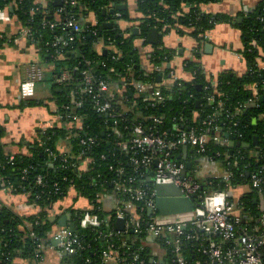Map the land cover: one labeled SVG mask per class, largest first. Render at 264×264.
I'll return each instance as SVG.
<instances>
[{
    "label": "trees",
    "instance_id": "16d2710c",
    "mask_svg": "<svg viewBox=\"0 0 264 264\" xmlns=\"http://www.w3.org/2000/svg\"><path fill=\"white\" fill-rule=\"evenodd\" d=\"M217 1L138 0L137 11L142 18L135 20L128 9H117L127 4L128 0H64L61 5L56 0H48L46 5L36 0H0V8L8 11L22 28L33 29L34 40L30 41L40 50L44 63L53 67L56 78L69 72L76 79L75 82L56 84L54 90L57 113L65 116L63 126L48 129L41 133L38 140L20 145L21 148L25 146L26 151L15 154L8 152L3 142L5 132L0 128V190L9 189L15 194H26L28 202L39 208L37 214L26 218L32 224L26 229L23 227V218L0 205V264H11L17 256L43 258L39 244L47 240L54 226L50 211L72 189L88 201L90 212L98 216L100 224L84 227L81 219L85 211L72 210L77 227L74 237L83 244V249H78L73 255H65L64 263L104 264L103 253L109 246H113L114 250L126 257L124 264H140L133 261V254L136 253L140 254L144 264H153L151 252L154 249L147 242V235L119 230L116 211H105L101 201L107 195H114L124 203L131 201L136 212L141 213L143 218H149L148 210L141 211L144 203L136 200L132 193L124 191L140 187L153 189V182L149 180L155 166L137 170L132 158L142 157L144 152L122 149L123 143L135 137V128L139 125L146 132H166L170 139L193 128L213 135L214 126H218L216 133H224V138L226 131H233L230 140L236 143L234 147L211 143L207 152L201 156L212 159L230 172L232 187L248 185V192L237 196L236 200L232 187L229 196L240 207H244L242 225L257 224L262 201L257 195V189L252 187L251 174L264 167V0H260L255 10L242 16V21L205 10ZM184 4L190 6L189 10L183 8ZM60 9V19H75L82 31L72 33L74 40L70 46L56 51L51 47L54 36L64 37L65 32L59 29L52 32L43 28L42 23L59 21L57 15ZM112 9H116L114 14L110 13ZM90 14L98 19L97 26L87 21ZM224 21H230L242 33L243 48L239 52L248 70L243 75L225 71L213 79L208 76L201 62L204 36ZM105 23H112L113 27L103 29ZM126 23L132 26L126 28ZM136 26L139 27V34L133 32ZM155 27L164 33L176 28L181 35L186 33V29L191 30L190 35L198 45L193 50L194 57L185 61L184 69L192 74V81L170 79L169 83H161L157 80L159 73L144 70L136 41L145 43L149 31ZM91 30H96L97 34H91ZM17 36L8 29H0V47L15 44ZM150 56L155 67L163 68L166 62H171L173 51L165 48L161 40L154 46ZM84 71L107 80L117 94L121 102L119 110L123 113L117 124L118 134L108 128L113 126L114 120L95 112L90 104L75 109L72 107L71 92L74 89L80 92L85 86L81 84ZM137 83H150L160 89L165 97L164 102L158 104L146 101L150 92L139 93ZM206 86L210 90L206 91ZM255 86L259 90L257 98L253 91ZM207 96H214L216 105H209L205 98ZM251 100L253 104H250ZM220 103L223 107L219 108ZM43 104L41 101L24 99L21 107ZM238 110L240 113L237 114ZM72 113L81 118L84 126L82 131L69 127L70 123H78L67 117ZM155 120L161 123L156 124ZM90 137H94L96 143L82 144V140ZM255 138L258 139L257 144ZM61 140L70 141L72 148L69 152L59 149ZM243 144L250 147H244ZM182 151L179 149L174 152L173 158L183 161ZM226 154L230 156L228 159ZM11 156L14 157L13 161ZM86 158L90 162L87 170H82L78 166ZM118 169H123L124 173L118 174ZM141 175L144 177L141 178ZM39 178L42 182H39ZM131 178L135 180L130 182ZM200 183L204 189L209 190L226 188L225 184L214 182L212 178L200 180ZM117 186H120L121 191H117ZM200 203L201 200H196L197 205ZM127 213L128 219L131 218V213ZM161 242L158 241V244ZM166 247L161 245L157 248L161 256L165 254ZM188 249L187 258L190 262L201 259L197 247L193 248L190 244Z\"/></svg>",
    "mask_w": 264,
    "mask_h": 264
},
{
    "label": "built area",
    "instance_id": "2783aa9c",
    "mask_svg": "<svg viewBox=\"0 0 264 264\" xmlns=\"http://www.w3.org/2000/svg\"><path fill=\"white\" fill-rule=\"evenodd\" d=\"M39 4L46 5L47 3L41 2ZM73 4L75 3L73 2ZM61 12L62 10L60 9L57 15L59 21H45L42 23L43 28H48L52 32L56 29L65 32L64 37L54 36L51 47L57 49L56 51H61L70 46L74 40L72 33H80L82 31V28L75 19L71 18L62 21L60 19ZM116 16L119 17L120 14ZM14 19L8 11L0 8V26L10 23ZM87 21L93 26L98 25V19L93 14L87 17ZM16 24L18 32L14 33V35L17 34L18 36L15 38L14 43H17L21 38L34 40L33 29L22 28L17 21ZM90 33L97 34V31L91 30ZM204 37H206V34ZM154 70L160 73L161 68L155 67ZM82 76L81 84L85 86L80 92H77L76 89L71 92L72 107L75 109L90 104L95 112L100 115H106L107 118L114 120L113 126H108V128H112L118 134L117 124L121 121L123 113L119 110L121 102L117 94L107 80L97 78L95 74L88 71H84ZM42 80L43 71L41 67L36 63H32L29 67L27 78L20 85L22 99L33 98L36 87ZM74 80L76 81L69 72H65L56 78V83L65 84ZM136 88L139 93L150 92L146 101L160 104L165 100L161 90L155 88L150 83H137ZM205 90H210V87L206 86ZM253 91L254 96L257 98L258 87L255 86ZM205 98L209 105H216L214 96H207ZM253 103L254 101L251 100L250 104ZM218 107H223V104L220 103ZM242 107L243 105L240 108ZM236 113H240V110ZM57 115L63 122L65 116L60 113H57ZM67 117L78 122L70 123L69 127H75L80 131L84 129L83 123L80 120L81 118L77 114H68ZM230 117L232 118L234 115H230ZM155 123L159 124L161 121L155 120ZM213 129V135H208L204 130L197 131L193 128L188 132L177 135L176 138L170 139L166 132L161 134L151 131L146 132L143 126L139 125L135 128V137L122 145L123 151L144 152L142 157L132 158V163L137 170L150 169L152 166H155L154 173L149 180L153 182V189L145 190L140 187L124 190L135 195L136 200L144 203L141 211L148 210L150 212L149 218H143L141 213L136 212L134 204L131 201L124 203L117 199L118 204L115 209L116 219L118 221L124 220V230L126 232L145 233L148 238L147 241H150L149 244L155 241L154 245H151L154 249L151 252L153 264H264V167L251 174L252 187L257 189V195L262 201L257 224L254 226H248V224L243 226L244 219L242 212L244 207L243 205L240 207L229 196V190L232 187V175L230 172L223 169V173H219V165L214 163L212 159H205L198 167H194L191 172H187V175L183 176L184 171L187 169V164L173 158L174 152L186 147L189 149L193 148L197 155L202 157L201 155L207 152L208 146L211 143L229 146L230 136L234 132L231 130L226 131L225 135H228L229 138H224V133H216L219 129L218 126H214ZM88 143L94 144L96 143V139L90 137L88 140H82V144ZM226 157L228 159L230 156L226 154ZM13 160L14 157L11 156V161ZM84 161H87L88 164L90 162L86 158L79 164V168H81ZM117 172L118 174L124 173L123 169H118ZM142 177L144 175H141ZM210 178L214 182L218 181L220 184H225L226 188H214L211 190L205 188V190L200 180ZM133 180L135 179L131 178L130 182H133ZM39 182H42L41 178H39ZM164 183L175 184L182 189L184 196L187 198L197 195V198L194 200V210L187 214H160L157 210L158 192L156 187ZM210 185H212V182ZM239 188L243 190L239 191ZM116 189L117 191H121L120 186H117ZM232 189H234L233 193L236 200L237 196H242L248 192V185H239L232 187ZM196 200H201V203L197 205ZM127 212L131 213V218L129 219ZM81 222L84 227L98 226L100 224L98 216L90 213L85 214ZM55 240L58 242L57 247L59 251L64 255H73L78 249H83V244H81L77 237H74V233L67 227L61 228L56 233ZM160 240L162 242L158 244ZM190 244L191 247L198 248L201 259L194 262L188 260L187 251ZM46 245L51 246V243L44 242L39 244V250L42 251ZM161 245H167L164 249L165 254L162 256L157 250ZM51 248L54 247L51 246ZM167 249L169 250L167 251ZM102 259L104 264H124L126 261L124 254L114 250L113 246H109L104 251ZM133 261L140 264H144L145 262L141 259L139 253L133 254Z\"/></svg>",
    "mask_w": 264,
    "mask_h": 264
},
{
    "label": "crops",
    "instance_id": "0c3cea01",
    "mask_svg": "<svg viewBox=\"0 0 264 264\" xmlns=\"http://www.w3.org/2000/svg\"><path fill=\"white\" fill-rule=\"evenodd\" d=\"M36 1L41 3L48 0ZM259 2L260 0H218L208 5L205 10L209 13H221L230 19L239 20L242 16L255 10ZM137 3L138 0H128L127 4L124 5L127 6L126 9L129 10L132 18L135 20L142 18V15L137 11ZM183 8L189 10V5L184 4ZM131 26V23L124 24L126 28ZM136 28L139 29L136 26L133 28V32ZM155 28L159 30L156 36V43L150 42L149 33L145 43L143 41H136L141 51L144 70L149 72L155 71L150 54L154 51V46H157L162 40L164 47L173 51V58L171 62H166L163 68L160 67L161 71L157 78L161 77V83L163 81L169 83L171 82L170 79L175 81L178 79L192 81V74L184 69L185 61L194 57L193 50L198 45L196 39L190 35L191 30L186 29V33L181 35L176 28H172L167 33H164L158 27ZM0 29L3 31L8 29L11 34L18 32L15 19L10 23L1 25ZM139 33L140 30L137 34ZM207 45H212V47L208 49ZM242 48V33L230 21H224L208 31L201 58L208 76L214 79L225 71H233L239 75L245 74L248 68L239 52ZM41 61L42 55L40 50L27 38H21L15 44H4L0 47V128L5 132L3 142L6 144L7 151L13 154L26 151L25 146L21 148L20 145L38 140L41 133L48 129L63 126L62 120L57 115V106L53 98L57 84L56 76L53 74V67L47 63H45L47 65L45 66ZM32 63H36L41 67L43 80L38 83L35 96L31 100L41 101L44 104L22 108L23 99L21 97L20 85L27 78L28 70ZM230 142L231 140L229 141V146ZM71 148L69 140L60 141L59 149L62 152H69ZM181 155L182 160L186 164H192V168L198 167L205 160L198 156L193 148H188V151L183 148ZM88 165V162L84 161L80 169L87 170ZM188 172H191V170ZM219 173H223L221 167ZM101 201L104 210L107 212L115 210L118 204L117 198L114 195H107ZM0 205L6 206L23 218V227L26 229L32 226L26 218L39 212L38 207L28 202L26 194H15L9 189L0 190ZM72 210H82L85 211V214H92L88 201L84 197H81L75 189H72L69 195L64 200L55 204L50 211L54 226L51 232H49L45 243H51V246L54 248L46 245L41 251L43 255L42 259L39 256L35 258L17 256L11 264H63L65 255L59 251L55 236L61 228H65L58 226V220L61 217L69 215L70 223H75ZM147 242L149 243L150 241ZM154 242H151L149 245H154Z\"/></svg>",
    "mask_w": 264,
    "mask_h": 264
},
{
    "label": "water",
    "instance_id": "95a60500",
    "mask_svg": "<svg viewBox=\"0 0 264 264\" xmlns=\"http://www.w3.org/2000/svg\"><path fill=\"white\" fill-rule=\"evenodd\" d=\"M58 5L62 4V0H56ZM127 6L121 5L117 7L119 10H125ZM116 9H112L110 11L111 14H114ZM104 14H106V11H104ZM239 21H242V18H239ZM112 23H105L102 25L103 29L112 28ZM135 34L139 32V29L136 28L134 30ZM159 30L157 28H153L149 31V39L151 43H156V36L158 35ZM212 45H207V48L210 49ZM158 81L161 80V77L157 78ZM226 138H229L228 135H225ZM255 144L258 143V139H254ZM235 142L231 141L230 146L234 147ZM244 147H250L248 144H243ZM186 151H188V148H184ZM157 165V164H156ZM192 164L187 163V169L184 171L183 176L187 175V172L192 170ZM158 192V199H157V210L162 215H176V214H184V213H190L194 210L195 204L194 200L197 198V195H193L190 198H187L184 196V193L181 188L176 186L175 184L171 183H164L161 185H158L156 187ZM124 220L118 221V229L123 230L124 229ZM58 226L59 227H69L70 231L72 233H75L77 230L75 223H70V216L65 215L61 217V219L58 220ZM56 242V241H55Z\"/></svg>",
    "mask_w": 264,
    "mask_h": 264
},
{
    "label": "rangeland",
    "instance_id": "374dc122",
    "mask_svg": "<svg viewBox=\"0 0 264 264\" xmlns=\"http://www.w3.org/2000/svg\"><path fill=\"white\" fill-rule=\"evenodd\" d=\"M41 63L43 64V65H45V63H44V61L42 60L41 61ZM45 66H47V65H45ZM46 68V67H45ZM241 190H243L242 188H239V191H241Z\"/></svg>",
    "mask_w": 264,
    "mask_h": 264
}]
</instances>
